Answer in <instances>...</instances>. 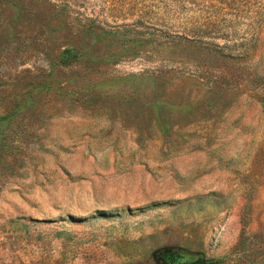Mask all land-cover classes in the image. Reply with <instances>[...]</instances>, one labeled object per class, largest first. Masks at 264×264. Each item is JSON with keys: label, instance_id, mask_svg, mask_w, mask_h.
Segmentation results:
<instances>
[{"label": "rangeland", "instance_id": "rangeland-1", "mask_svg": "<svg viewBox=\"0 0 264 264\" xmlns=\"http://www.w3.org/2000/svg\"><path fill=\"white\" fill-rule=\"evenodd\" d=\"M195 261L264 264V0H0V264Z\"/></svg>", "mask_w": 264, "mask_h": 264}, {"label": "trees", "instance_id": "trees-1", "mask_svg": "<svg viewBox=\"0 0 264 264\" xmlns=\"http://www.w3.org/2000/svg\"><path fill=\"white\" fill-rule=\"evenodd\" d=\"M76 58H77V54L74 52L73 49H66L62 52L61 62L64 66H68L69 64L74 62ZM187 264H206V263L204 261H195Z\"/></svg>", "mask_w": 264, "mask_h": 264}]
</instances>
